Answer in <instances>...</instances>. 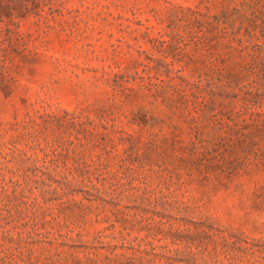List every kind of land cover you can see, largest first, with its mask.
I'll use <instances>...</instances> for the list:
<instances>
[{
    "label": "rangeland",
    "instance_id": "rangeland-1",
    "mask_svg": "<svg viewBox=\"0 0 264 264\" xmlns=\"http://www.w3.org/2000/svg\"><path fill=\"white\" fill-rule=\"evenodd\" d=\"M0 264H264V0H0Z\"/></svg>",
    "mask_w": 264,
    "mask_h": 264
}]
</instances>
